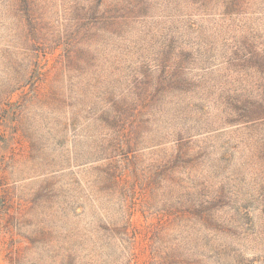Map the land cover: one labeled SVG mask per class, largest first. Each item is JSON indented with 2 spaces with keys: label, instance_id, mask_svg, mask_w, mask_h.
I'll use <instances>...</instances> for the list:
<instances>
[{
  "label": "rangeland",
  "instance_id": "obj_1",
  "mask_svg": "<svg viewBox=\"0 0 264 264\" xmlns=\"http://www.w3.org/2000/svg\"><path fill=\"white\" fill-rule=\"evenodd\" d=\"M0 264H264V0H0Z\"/></svg>",
  "mask_w": 264,
  "mask_h": 264
}]
</instances>
